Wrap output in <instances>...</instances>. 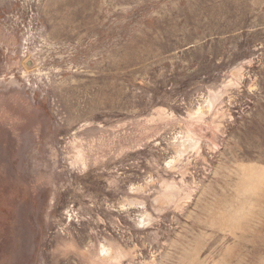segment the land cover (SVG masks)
<instances>
[{"label":"rangeland","instance_id":"rangeland-1","mask_svg":"<svg viewBox=\"0 0 264 264\" xmlns=\"http://www.w3.org/2000/svg\"><path fill=\"white\" fill-rule=\"evenodd\" d=\"M0 264H264V0H0Z\"/></svg>","mask_w":264,"mask_h":264}]
</instances>
